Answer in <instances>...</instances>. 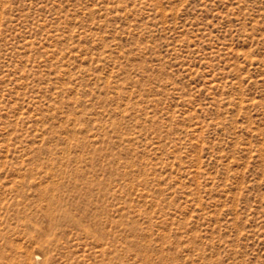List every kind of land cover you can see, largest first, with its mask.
I'll return each instance as SVG.
<instances>
[{
  "label": "rangeland",
  "instance_id": "obj_1",
  "mask_svg": "<svg viewBox=\"0 0 264 264\" xmlns=\"http://www.w3.org/2000/svg\"><path fill=\"white\" fill-rule=\"evenodd\" d=\"M0 264H264V0H0Z\"/></svg>",
  "mask_w": 264,
  "mask_h": 264
}]
</instances>
